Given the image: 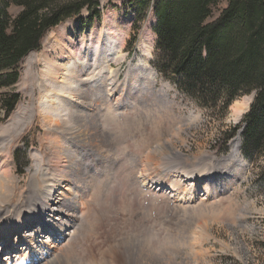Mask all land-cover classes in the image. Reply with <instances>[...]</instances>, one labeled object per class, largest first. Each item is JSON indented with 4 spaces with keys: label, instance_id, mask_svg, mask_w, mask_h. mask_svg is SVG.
<instances>
[{
    "label": "rangeland",
    "instance_id": "obj_1",
    "mask_svg": "<svg viewBox=\"0 0 264 264\" xmlns=\"http://www.w3.org/2000/svg\"><path fill=\"white\" fill-rule=\"evenodd\" d=\"M127 1L98 0L99 18L89 20L90 13L84 8L47 28L40 47L22 58L17 81L0 87V125L8 122L13 131L23 133L12 149L18 184L26 185L32 156L46 138L33 115L32 103L37 97L33 82L42 69L40 59L43 53H50L53 44L45 46L44 39L48 41L50 34L63 24L72 23L78 38L91 29H100L104 15L127 17L123 44L126 60L134 58L136 62L137 44L142 39L149 50L146 68L155 73L153 90H164L165 98L162 103L148 98L130 101L123 110L112 108V114H107L104 102L101 105L100 120L111 132L113 142L101 149L104 164L99 163L93 175V189L81 204V230L74 240L62 244V264H264V153L251 160L239 147L237 156L242 166L226 190L207 195L202 187L194 193L190 186H184L191 192L189 202L174 203L167 190L142 187L138 176L144 170L148 180L157 175L167 176L169 185L177 191L183 188L178 182L187 172L220 170L215 164L228 154L230 142L238 136L236 133L225 143L227 135L234 126L243 124V115L249 110L255 91L238 95L226 107L222 99L213 106L185 95L156 70V34L152 30L155 18L148 13L134 26ZM226 4L227 0H217L212 19ZM19 9L11 6L9 13L16 15ZM127 61L111 62V67L119 72V80L125 77ZM24 73L33 82L22 84L20 77ZM13 93L19 98L6 113L2 101ZM236 101L241 109L232 106ZM18 107L29 112L27 121L14 114ZM23 162L26 165L19 172Z\"/></svg>",
    "mask_w": 264,
    "mask_h": 264
},
{
    "label": "bare ground",
    "instance_id": "obj_2",
    "mask_svg": "<svg viewBox=\"0 0 264 264\" xmlns=\"http://www.w3.org/2000/svg\"><path fill=\"white\" fill-rule=\"evenodd\" d=\"M128 22L127 17L104 15L100 29L78 38L72 23L59 26L43 41L45 46L53 44L49 54H42L38 80L33 82L25 73L20 77L22 84L33 82L37 91L32 99L33 115L46 138L32 156L26 185L20 186L12 149L23 133L13 131L8 122L0 125V264H62V244L74 240L81 230V204L93 189L99 163L104 164L101 149L113 142L100 120L101 105H107L109 114L112 108L125 109L130 101H164V90H153L155 73L146 68L149 50L142 39L137 44L136 62L126 60L123 44ZM113 61H127L123 80L117 79ZM232 106L242 108L238 101ZM25 110L18 107L14 113L23 122L29 118ZM238 150L237 136L230 142L228 154L215 164L220 170L187 172L178 182L183 187L180 191L169 185L167 176L148 180L144 170L138 177L143 188L168 189L174 203L189 202L190 190L195 193L202 187L208 195L232 183L242 166Z\"/></svg>",
    "mask_w": 264,
    "mask_h": 264
},
{
    "label": "trees",
    "instance_id": "obj_3",
    "mask_svg": "<svg viewBox=\"0 0 264 264\" xmlns=\"http://www.w3.org/2000/svg\"><path fill=\"white\" fill-rule=\"evenodd\" d=\"M216 2L127 1L134 26L148 13L155 18L156 70L185 95L213 106L222 99L226 107L238 95L255 91L243 124L234 126L225 141L240 129V150L253 160L264 153V0H227L212 19ZM11 6L21 9L11 15ZM98 6V0H0V87L17 81L22 58L40 47L47 28L84 8L89 20L99 18ZM18 98L7 94L2 101L6 113Z\"/></svg>",
    "mask_w": 264,
    "mask_h": 264
}]
</instances>
